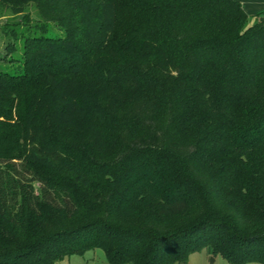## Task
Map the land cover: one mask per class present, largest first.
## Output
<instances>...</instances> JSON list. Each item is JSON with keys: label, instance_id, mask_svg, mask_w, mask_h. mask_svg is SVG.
I'll return each mask as SVG.
<instances>
[{"label": "trees", "instance_id": "obj_1", "mask_svg": "<svg viewBox=\"0 0 264 264\" xmlns=\"http://www.w3.org/2000/svg\"><path fill=\"white\" fill-rule=\"evenodd\" d=\"M8 8L42 22L7 44L18 65L0 71V264L95 249L109 264H186L204 248L264 264V10L0 0Z\"/></svg>", "mask_w": 264, "mask_h": 264}, {"label": "rangeland", "instance_id": "obj_2", "mask_svg": "<svg viewBox=\"0 0 264 264\" xmlns=\"http://www.w3.org/2000/svg\"><path fill=\"white\" fill-rule=\"evenodd\" d=\"M260 4H262L263 5L262 8H264V1H262ZM246 8L248 13L251 12L250 7H246ZM260 8L261 7H259L258 9L261 10ZM34 9L36 11L35 7L32 8V11H34ZM23 16L24 13L14 14L12 10L9 8L6 11H0V71L4 69H13L14 66L18 65L17 58L19 57L20 51L17 50L9 55H6L7 44L10 41L13 42L15 41L20 47L23 39L30 33L36 31V29H33L31 32H29V26L35 23L40 24L42 22V21L39 22L37 20H32L29 22ZM11 28H15L19 32L18 40H14L13 36L10 34ZM59 33H62V30L57 26H55L52 22L48 27V34L56 35ZM211 257L212 254L210 253V250L208 248H204L198 251L191 252L188 257V262L186 264H211L210 263ZM214 258L215 260L213 264H231L221 255H217ZM58 264H109V262L102 249H95V250L87 251L84 255H73L70 258H67ZM177 264H182V263H177ZM247 264H260V263L251 262Z\"/></svg>", "mask_w": 264, "mask_h": 264}, {"label": "crops", "instance_id": "obj_3", "mask_svg": "<svg viewBox=\"0 0 264 264\" xmlns=\"http://www.w3.org/2000/svg\"><path fill=\"white\" fill-rule=\"evenodd\" d=\"M240 1L243 3L245 9H247L246 7H250L251 12H249V14H255L261 10H264V8H262L263 5L260 4L264 0H240ZM259 7H261L260 8L261 10L258 9ZM63 263H65V262H63Z\"/></svg>", "mask_w": 264, "mask_h": 264}, {"label": "water", "instance_id": "obj_4", "mask_svg": "<svg viewBox=\"0 0 264 264\" xmlns=\"http://www.w3.org/2000/svg\"><path fill=\"white\" fill-rule=\"evenodd\" d=\"M215 258L212 256L210 259V263L213 264L214 263Z\"/></svg>", "mask_w": 264, "mask_h": 264}]
</instances>
